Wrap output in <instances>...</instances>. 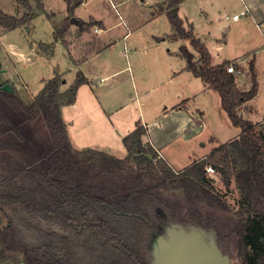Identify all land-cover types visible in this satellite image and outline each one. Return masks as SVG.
<instances>
[{
	"label": "trees",
	"instance_id": "trees-1",
	"mask_svg": "<svg viewBox=\"0 0 264 264\" xmlns=\"http://www.w3.org/2000/svg\"><path fill=\"white\" fill-rule=\"evenodd\" d=\"M16 1L26 10L20 18L0 8V25L7 30L27 25L38 16L31 0ZM36 1L39 11L44 10L41 0ZM65 1L72 12L85 0ZM166 1L173 38L190 40L200 54L198 64L186 48H181L188 62L187 69L219 94L223 110L241 133L179 173L162 160L163 171L170 180L179 181L189 198L198 197L209 206L228 213L232 209L217 192L207 167L217 170L226 187L234 182L240 193L241 208L235 227L238 257L242 264H264V127H257L238 114V109L258 93L254 64L250 68L252 88L242 91L236 84L237 76L228 72L233 64L213 66L207 48L192 31L184 28L179 7L186 0ZM69 26L70 17L56 30V35L63 36ZM95 26L103 24L94 20L82 22L80 30L87 32ZM87 83V78L79 73L74 83L61 92L62 78L55 74L35 102L24 106L31 119L37 113L42 115L52 146L42 164L0 182V206L20 209L24 214L21 224L28 229L32 223L37 224L31 230L36 229L42 243L36 245L34 251H27L26 264H152L150 241L153 234L177 222V210L165 204L154 191L165 185L167 179L157 186H148L143 175L138 174L121 197L105 193L97 185L100 177L122 171L124 160L94 149L75 150L70 143L61 108L75 104L79 88ZM3 96L23 105L16 96ZM6 121L0 111V126ZM147 132L144 126L138 125L123 142L128 158L134 157L150 167L158 153L151 145H144L143 137ZM185 225L209 232L214 230L213 222L195 208L188 211ZM10 229L0 230V243ZM217 239L222 246L223 238Z\"/></svg>",
	"mask_w": 264,
	"mask_h": 264
},
{
	"label": "crops",
	"instance_id": "crops-1",
	"mask_svg": "<svg viewBox=\"0 0 264 264\" xmlns=\"http://www.w3.org/2000/svg\"><path fill=\"white\" fill-rule=\"evenodd\" d=\"M96 1L85 0L80 6L75 7L72 12L68 10V13L63 15L62 23L68 17L70 19L74 17L77 22H70L68 30L61 37L56 36V32H53L54 42L33 43L30 53H37V55L42 53L48 58L52 57L56 45L61 42L67 49L70 63L75 70L77 68L81 69L85 65L88 66L90 63H95V61L102 63V68L99 70L87 71V69L77 73V75L82 73L87 78L88 83L79 88L75 104L61 108L64 116L65 109L78 107L82 94H89L91 100L97 104L96 116L98 120L102 121L107 127L105 131H101L99 128L91 126L94 122L92 120L96 118L95 114L80 113L79 119L89 122L84 128L89 132H96L100 135L101 142L98 143V140L94 139L90 143V141L79 139L81 142L79 151L93 148L117 157L112 153L117 142L121 143L122 151L125 152L120 159H124L129 154L123 142L124 138L134 132L138 125H142L148 131L147 135L143 137L144 145H151L162 160L169 165L167 155L174 145H179L180 141L185 146L192 145V142L194 143L203 134L205 112L201 109L202 107L199 108V105L195 107L197 100L200 97L212 99L214 104H217L218 110L220 109L219 111L226 113L222 108L221 97L200 77L195 76L187 69L188 62L182 55L181 48H186L198 64H200V54L190 40L173 38L174 30L167 17L166 0H149L147 2L140 0L143 6L147 7V10H142L143 14H135L128 8H125L123 13L119 11V7H125L127 3H135L137 0H106L114 15H116L115 24H112L100 12L95 11L98 10ZM1 2L2 0H0ZM15 2L17 3L16 0ZM41 3L44 10H40V12H44L48 19L53 18L55 14H50L47 10L46 0H41ZM88 6H92L93 9L90 8L85 18L76 15L78 10ZM2 11L9 14L3 9ZM242 12H245V15L237 21L226 19L227 16L232 18V16L239 15ZM165 15L168 26L165 24ZM179 16L184 21V28L187 31H192L195 37L207 48L213 66L225 63L235 65L236 70L241 74L237 78L236 84L242 91H249L252 88L250 68L251 64H254L258 93L238 109V114L257 127L263 126L264 0H186L179 7ZM91 20L101 22L103 26H95L90 31L82 32L80 30L81 23H89ZM62 23L60 26L63 25ZM2 29L3 31L0 33V74L4 69V62H7V57L15 66L21 62H27L29 58L26 57L27 53L24 50L20 51L13 44L4 42L7 34L14 30H5L3 27ZM29 31H31V28ZM116 50L121 52V57L125 60V63L118 64L115 59ZM3 54L5 57L7 56L3 58L4 61L1 59ZM59 75L62 78V84H66L67 73H60ZM10 82L6 79L0 80V97L4 93L14 94L13 96L18 97L25 106L22 97L26 98V95L29 94L30 98L34 99L48 81H44L42 90L37 94L31 93L27 85H24L23 91L12 90L9 88ZM93 83L96 84L97 88L93 86ZM62 84L60 91L64 92L68 88L63 90ZM101 84H107V86L114 89L127 84L130 86L132 93L122 106L115 105L113 101L116 98H112L113 95H109L108 90L101 93ZM131 105L137 107V114L134 117H127L130 126L126 127L125 132H118V136L113 134L114 137H112L111 135L115 131L111 126L113 124L112 118ZM23 106L19 105L18 109L13 107L15 111L22 109L20 112L23 113ZM27 113L24 111L23 120H26V123H29L28 125L40 120L44 121L39 113L32 119ZM226 115L228 116L227 113ZM136 119H139V121ZM45 125L42 128L36 125L31 127V130L34 133L33 129H35V133L39 135L40 129L48 130ZM240 133L241 131L239 135ZM213 140L211 139L210 142ZM50 141L51 147V137ZM215 148L200 155L201 157H195L190 165L205 159ZM41 160V158L38 159L33 165L38 164ZM33 165L26 166L25 169ZM187 167H183V169ZM172 169L174 171L183 170Z\"/></svg>",
	"mask_w": 264,
	"mask_h": 264
},
{
	"label": "rangeland",
	"instance_id": "rangeland-1",
	"mask_svg": "<svg viewBox=\"0 0 264 264\" xmlns=\"http://www.w3.org/2000/svg\"><path fill=\"white\" fill-rule=\"evenodd\" d=\"M31 2L35 10L38 11L37 18L35 17L31 22L27 23V25L9 32L4 40L6 44H13L20 49V51L24 50V52L28 54H26V57H29L28 61L21 62L15 66L10 61V58L6 56L8 59H6L7 62H4V72L2 71L0 74V80H10L9 88L12 90L18 89L19 91H23L24 85H27L31 93L37 94L42 90L44 81L53 79L55 74L67 73L65 78L67 82L66 84H62L63 90H66L74 83L77 73L81 70L85 71L88 69L87 71H94L102 68V63L95 61V63H90L88 66L85 65L84 67L82 66L81 69L77 68V70H75L70 63L68 51L61 42L56 45L52 57L48 58L42 55V53L38 55L37 53H30L33 43L55 41L53 32H56V30L61 27L63 15L68 13V4L65 0H46L47 10L50 14H55L51 19H48L44 12L41 13L39 11V5L36 0H31ZM0 6L10 15H18L17 17L19 18L26 13L25 8L21 4L16 3L15 0H2ZM96 7L98 10L95 11L100 12L101 15L107 17L112 24H115L116 15H114V12L111 10L110 6H108V3H106V0H97ZM90 8L93 9L92 6L83 7L77 11L76 15L85 18ZM125 8H128L135 14H143L142 10H147V7L143 6L140 0H137L135 3L129 2L125 7H119V11L123 13ZM73 18L70 19V22ZM164 18L165 24L168 26V23H166L168 22L166 15ZM30 28L31 31H29ZM2 31L3 29L0 25V33ZM115 53V59L118 64L121 65L125 63V60L121 57V52L116 50ZM6 57L3 54V57H1L2 61H4L3 58ZM240 76L241 74L238 77ZM93 86L97 88L94 83ZM107 90L110 92L109 95H113L112 98H116L113 104L121 106L126 103L128 97L132 93L130 86L127 84H123L115 89L111 88V86H107V84H101V93H105ZM81 96L78 107L75 109H65L64 116L62 114L63 120L68 126L67 133L70 143L75 150L79 149V144L81 143L79 139L90 141V143H92L94 139H97L98 143L101 142L99 139L100 135L96 132H89L84 128L89 122L80 120V113L95 114L96 118L94 117L95 119L92 120L94 122H92L93 125L91 124V126H95L101 131L107 129L96 116L98 107L97 104L91 100V96L89 94H82ZM22 98H24L23 100L26 107L30 106L36 100V97L31 99L29 94L26 95V98ZM19 105L23 106L6 97H0V111L7 118V121L3 122L0 126V182L8 180L15 175L22 174L26 170V166L33 165V163L40 158L42 160L38 164H42L50 153L51 141L48 130L40 129L39 135L35 133V129H33L34 133L31 130V127H35L36 125L41 126V128L44 127V121L40 120L28 125L29 123L23 120L26 108L23 106L25 108L23 113L20 112L22 109L20 111H15V108L19 107ZM197 105H199V108L202 107L201 109L205 112L203 122L205 126L204 131L194 143L192 142V145L185 146L183 145L184 143L180 141L179 145H174L170 149L167 155L168 163L169 166L176 170L189 166L194 161L193 159L195 157H199L202 154L210 152L219 145L234 140L240 132V129L233 125L226 113L219 111L220 109L218 110L217 104L215 105L212 99L200 97L195 107H198ZM28 114L29 113H27V115ZM136 114L137 107L131 105L127 109H124L122 113L113 117V124L111 126L113 131L115 130L116 132L114 131L111 136H118V132H125L126 127L130 126L127 117H134ZM136 120L139 121V119ZM211 139L214 140L210 142ZM112 140L114 141L113 138ZM112 153L120 159L121 155L125 153L122 151L121 143L119 144L116 142V147L113 148ZM128 156L122 159L124 160L122 171L102 176L96 181L97 185L105 193H112L117 197L124 196L127 193L128 185L138 174L143 175V181L148 186H157L161 181L167 179L165 185L156 187L154 191L165 204L177 210V223L185 225V223L188 222V211L192 208L198 209L207 220L214 224V230L207 232L211 233L217 243V237L220 236L223 238V244L219 246L223 252L228 255L235 264H242L238 257V236L235 233V227L240 218V215L237 213L241 209L239 205L240 193L234 182L230 187H226L217 170L215 173H208V176L214 180V186L217 192L231 207L232 212L228 213L209 206L198 197L189 198L179 181L170 180L168 175L165 174L162 167V158L159 154L157 158L153 159V166L150 167L147 166L146 163H141L140 160H136L134 157L128 158ZM174 172L179 173L181 171ZM22 217H24V214L20 209L16 207L11 209L0 206V230L11 228L7 237L0 243V264H26L27 251H34V247L42 243L36 229L35 231L31 230L33 227L36 228L37 224L32 223L31 227L28 229L27 226L21 224Z\"/></svg>",
	"mask_w": 264,
	"mask_h": 264
},
{
	"label": "water",
	"instance_id": "water-1",
	"mask_svg": "<svg viewBox=\"0 0 264 264\" xmlns=\"http://www.w3.org/2000/svg\"><path fill=\"white\" fill-rule=\"evenodd\" d=\"M71 22L77 20L73 18ZM214 239L196 226L177 222L163 226L150 241L152 264H235Z\"/></svg>",
	"mask_w": 264,
	"mask_h": 264
},
{
	"label": "built area",
	"instance_id": "built-area-1",
	"mask_svg": "<svg viewBox=\"0 0 264 264\" xmlns=\"http://www.w3.org/2000/svg\"><path fill=\"white\" fill-rule=\"evenodd\" d=\"M144 1L147 2L149 0H144ZM244 15H245V12H242L239 15L232 16V18H230L229 16H227L226 19L227 20H230L231 19L233 21H237L241 16H244ZM228 72L235 74L237 76V78L240 75V72L235 69L234 65H231V66L228 67ZM207 172L208 173H215V169L212 166H208L207 167Z\"/></svg>",
	"mask_w": 264,
	"mask_h": 264
}]
</instances>
